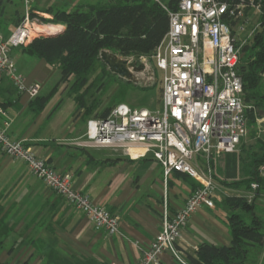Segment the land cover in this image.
Segmentation results:
<instances>
[{"label":"crops","instance_id":"obj_1","mask_svg":"<svg viewBox=\"0 0 264 264\" xmlns=\"http://www.w3.org/2000/svg\"><path fill=\"white\" fill-rule=\"evenodd\" d=\"M6 9L7 6L0 14V32L9 37L16 26L15 19L10 25L4 24ZM16 13L21 16L19 10ZM57 25L64 29V25ZM12 56L26 82L40 84L39 96L50 95V98L40 108L39 100L17 91L9 79H3L0 108L5 110L6 116L0 113V128L9 122L7 133L12 140H25L58 172L70 173L74 189L118 214L121 222L120 233L108 235L82 210L52 192L30 172L25 162L0 151V213L5 214L6 224L12 229L2 237L5 250L0 262L138 264L143 250L161 231L165 211L174 215L195 190L197 181L182 172L165 174L152 155L132 158L109 148L80 146L79 139L85 135L87 121L92 117L86 118L84 110L77 111L73 100V124L57 129V109L63 102V97L58 103L56 100L59 69L26 54L22 46L13 47ZM246 138L236 152L222 153L213 160L215 172L219 173L215 175L222 187L216 192L215 206H201L184 228L180 243L186 254L195 255L202 243L229 245V218L234 213L244 219L248 214L247 222H251V213L232 210L225 203L228 196H249L250 190H245L244 180L252 174L255 160L264 155L259 142L247 143ZM234 182L239 184L233 185ZM252 203L255 216L264 224V187L256 193ZM5 242L10 244L7 246ZM258 250L257 246L250 249L245 264H252L249 259L257 256ZM51 251L55 252L57 263H48ZM253 251L256 252L253 254ZM159 264L179 263L165 252Z\"/></svg>","mask_w":264,"mask_h":264},{"label":"built area","instance_id":"obj_2","mask_svg":"<svg viewBox=\"0 0 264 264\" xmlns=\"http://www.w3.org/2000/svg\"><path fill=\"white\" fill-rule=\"evenodd\" d=\"M154 1L170 18L167 33L151 55L162 74V110L117 103L106 117L87 121L78 144L132 158L152 155L165 174L182 172L197 181L174 215L165 211L161 231L138 263L159 264L161 255L169 252L179 264H189L180 241L191 216L201 206H215L212 162L217 155L236 152L248 133L247 110L252 106L245 102L240 66L244 46L264 26V0H171L175 9L170 0ZM30 16L27 10L9 37L0 32V83L9 79L17 91L35 98L42 86L28 84L12 56L13 47L27 45L41 34L39 17ZM260 75L264 77V69ZM0 113L6 116L2 108ZM5 126L0 128L1 152L25 162L33 175L82 210L97 228L110 236L120 233L118 214L74 189L70 173L58 172L25 140H12L9 122ZM258 176L264 180V164ZM259 187L258 181L251 183L249 201Z\"/></svg>","mask_w":264,"mask_h":264},{"label":"trees","instance_id":"obj_3","mask_svg":"<svg viewBox=\"0 0 264 264\" xmlns=\"http://www.w3.org/2000/svg\"><path fill=\"white\" fill-rule=\"evenodd\" d=\"M7 2L9 0H0V14L5 11ZM169 5L172 9L176 8L175 3L171 0ZM43 12L52 16L51 19L41 18L43 21L62 24L64 29L54 34H40L29 44L23 45V51L28 55L43 59L59 69L60 78L57 89L61 83L71 80L73 92L82 90L80 94L74 96V101L78 111L84 110L86 118L91 116V108H86V96L89 94L90 88L94 86L91 77L96 68L102 67L106 69V73L110 77H116L107 70L106 65L101 61V51L110 50L124 56L151 55L167 33L170 24L167 11L154 0H125L122 3L89 5L86 9H76L72 12L49 7ZM16 14L14 24L17 27L23 17ZM32 15L34 17L35 14L32 13ZM249 48H253L251 59L248 63H242L240 66L246 103L257 100L254 90L259 86L260 73L264 69V26L256 31L253 39L244 46L243 52ZM253 57L255 58L252 59ZM118 79L121 83L118 97L123 99L127 88L135 87V85L124 79ZM35 98L39 100L41 108L47 104L50 95H38ZM121 102L124 101L118 103ZM110 111L107 110L97 117H106ZM261 147L264 149L263 143H261ZM212 164L214 166L213 162ZM262 164H264V155L255 160L252 174L244 180L246 189L250 190L253 181H258L260 184L257 192L264 187V180L258 176V170ZM214 176L216 178V175ZM238 184L233 183V185ZM197 186L198 183L194 189ZM225 203L232 210L240 209L251 213V222L248 223L240 214H232L229 218L230 244L218 246L202 243L197 247L195 255L187 254L189 264H245L252 247L264 246V224L255 216L253 203L244 196H228L225 198ZM5 218V214L0 213V250L4 245L2 237L12 231L6 224ZM48 263H57L54 251L48 254ZM0 264H9V262H0ZM261 264H264V260Z\"/></svg>","mask_w":264,"mask_h":264},{"label":"rangeland","instance_id":"obj_4","mask_svg":"<svg viewBox=\"0 0 264 264\" xmlns=\"http://www.w3.org/2000/svg\"><path fill=\"white\" fill-rule=\"evenodd\" d=\"M131 1H140V0H131ZM117 2H125V0H11L10 3H6L7 11L6 15L3 16L4 24L10 25L11 21L17 16L16 10H19L22 17L25 16L27 10L29 14L33 17L38 16L39 19L36 22L37 27L40 30L41 34H47L49 31H43L45 25L53 24L50 22H45L41 18L51 19L52 16L48 13L43 12L46 8L52 7L57 10H64L67 12H72L76 9H86L89 5H107ZM30 16V17H31ZM57 25V24H53ZM16 29V28H15ZM59 29L58 31H60ZM56 31V30H55ZM57 31V32H58ZM14 32V31H13ZM253 48L244 51L242 54V63H248L251 59V54ZM121 58H128L130 60L137 61V64H144L145 68L141 72L135 73L136 81L133 83L135 87H128L126 93L124 94L123 99L119 96V88H121V83L119 77H110L106 72V69L102 67H97L94 73L92 74L91 80L94 82V86L90 88L89 94L86 96L87 107L91 108L90 115L91 117L100 116L103 112L111 110L116 103L124 101L127 104L138 106V107H147L149 109H160L162 110V74L156 68V64L151 55H141V56H124L117 53ZM146 59H142V57ZM253 57L252 59H254ZM107 70L108 67L106 66ZM72 81L63 82L59 85L57 89V103L63 97V102L61 107L57 109V129L61 127L70 126L73 124L74 115L72 114V106L74 105L73 100L74 96L82 92H73L72 90ZM250 92V91H249ZM254 92L257 95L256 102H248L247 104L252 106L247 110L248 117V133L246 142L247 143H258L264 144V77H261L259 86ZM78 111V110H77ZM261 122V123H260ZM196 165V162H192ZM213 178L216 181L217 189L219 191L220 183L218 179L215 178V167L213 166ZM216 175H219L217 173ZM222 187V186H221ZM245 190L246 187L244 186ZM251 194L247 197L250 200ZM253 200V198H252ZM252 202V201H249ZM248 214L245 215L247 221ZM4 240V239H3ZM9 242H5V245L8 246ZM258 247V246H257ZM257 256H251L249 262L252 264H259L264 260V248L258 247ZM0 250V257L3 255V251ZM256 251H253V254ZM259 254V255H258ZM263 255V257H262ZM261 257V258H259ZM57 258V256H56Z\"/></svg>","mask_w":264,"mask_h":264},{"label":"water","instance_id":"obj_5","mask_svg":"<svg viewBox=\"0 0 264 264\" xmlns=\"http://www.w3.org/2000/svg\"><path fill=\"white\" fill-rule=\"evenodd\" d=\"M54 33L49 32L47 34ZM100 59L112 74L132 83L136 81L135 73L141 72L145 68L144 64H137V61L128 58H121L117 53L110 50L101 51Z\"/></svg>","mask_w":264,"mask_h":264},{"label":"bare ground","instance_id":"obj_6","mask_svg":"<svg viewBox=\"0 0 264 264\" xmlns=\"http://www.w3.org/2000/svg\"><path fill=\"white\" fill-rule=\"evenodd\" d=\"M61 25H53V24H49V25H45V29H41L43 31H49L51 32H55V30H59L61 27Z\"/></svg>","mask_w":264,"mask_h":264}]
</instances>
